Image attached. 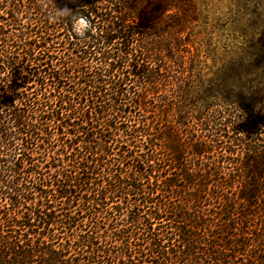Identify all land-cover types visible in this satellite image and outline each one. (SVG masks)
Instances as JSON below:
<instances>
[{"label": "trees", "instance_id": "16d2710c", "mask_svg": "<svg viewBox=\"0 0 264 264\" xmlns=\"http://www.w3.org/2000/svg\"><path fill=\"white\" fill-rule=\"evenodd\" d=\"M197 6L0 0V264H264V159L221 174L223 151L264 143L261 98L245 123L212 102L239 78L205 85Z\"/></svg>", "mask_w": 264, "mask_h": 264}, {"label": "rangeland", "instance_id": "374dc122", "mask_svg": "<svg viewBox=\"0 0 264 264\" xmlns=\"http://www.w3.org/2000/svg\"><path fill=\"white\" fill-rule=\"evenodd\" d=\"M197 3L195 19L187 18L189 29L186 40L190 44V54L198 62L205 85L217 75L230 82L227 77L233 63L237 66L239 78L235 88L226 85L223 91L212 92L211 96L217 98L212 102L222 105L223 110L229 111L228 114L245 123L251 121V116L242 111L241 105L249 104L250 96H257L261 101L252 111L253 120L259 119L264 114V0H197ZM229 95L235 96L233 98L238 101L230 103L227 99ZM211 111L219 109L214 107ZM140 114L146 115L135 111L134 120ZM253 127L262 132L260 138L264 140V124L259 121ZM237 137L244 139L242 134ZM252 145L256 148L255 152L247 151L243 143L232 147V153H221L227 159L221 169L226 179L229 175L244 178L246 171L242 164L247 159H264V143L255 142Z\"/></svg>", "mask_w": 264, "mask_h": 264}, {"label": "clouds", "instance_id": "9594fccd", "mask_svg": "<svg viewBox=\"0 0 264 264\" xmlns=\"http://www.w3.org/2000/svg\"><path fill=\"white\" fill-rule=\"evenodd\" d=\"M70 15L69 11L67 9L55 10V16L57 17H66ZM90 29V23L87 19H84L83 17L76 19L72 24V30L73 32L78 36L83 38L85 36V33Z\"/></svg>", "mask_w": 264, "mask_h": 264}]
</instances>
